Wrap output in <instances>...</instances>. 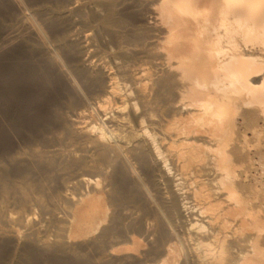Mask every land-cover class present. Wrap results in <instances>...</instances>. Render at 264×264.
<instances>
[{"label":"bare ground","instance_id":"6f19581e","mask_svg":"<svg viewBox=\"0 0 264 264\" xmlns=\"http://www.w3.org/2000/svg\"><path fill=\"white\" fill-rule=\"evenodd\" d=\"M257 165L264 0H0V264H264Z\"/></svg>","mask_w":264,"mask_h":264},{"label":"rangeland","instance_id":"374dc122","mask_svg":"<svg viewBox=\"0 0 264 264\" xmlns=\"http://www.w3.org/2000/svg\"><path fill=\"white\" fill-rule=\"evenodd\" d=\"M258 168V169H257ZM257 171L255 169H252V170H248L250 175H255L256 173H259L258 175H261V176H258L260 179H262L264 181V170H261V169H264V168H260L258 165H257ZM263 171V172H262Z\"/></svg>","mask_w":264,"mask_h":264}]
</instances>
